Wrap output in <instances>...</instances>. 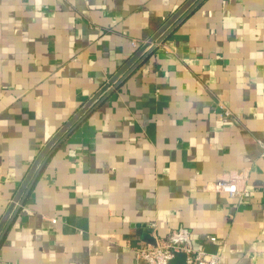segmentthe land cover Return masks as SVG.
Instances as JSON below:
<instances>
[{
    "label": "crops",
    "instance_id": "0c3cea01",
    "mask_svg": "<svg viewBox=\"0 0 264 264\" xmlns=\"http://www.w3.org/2000/svg\"><path fill=\"white\" fill-rule=\"evenodd\" d=\"M188 1L0 0V223L48 143ZM259 141L264 0H202L51 154L0 264H136L146 235L264 264ZM230 177L243 197L213 191Z\"/></svg>",
    "mask_w": 264,
    "mask_h": 264
},
{
    "label": "water",
    "instance_id": "95a60500",
    "mask_svg": "<svg viewBox=\"0 0 264 264\" xmlns=\"http://www.w3.org/2000/svg\"><path fill=\"white\" fill-rule=\"evenodd\" d=\"M202 0H189L184 4L159 31L145 43L134 56L105 84L96 95L73 117V119L67 123L48 143L45 149L42 151L37 161L33 165L30 173L24 181L20 191L15 197L13 203L9 207L7 214L0 223V243L18 212L19 206H21L29 191L31 190L37 176L39 175L44 164L50 158L51 154L58 148L62 142L70 135V133L80 124L83 120L97 107V105L104 99L106 94L111 91V88L117 87V85L124 80L148 55V53L155 48V45L161 44L167 35L179 24L191 11H193ZM149 244L156 245V240L151 236L143 237ZM218 247H214L213 250H206L209 254H216Z\"/></svg>",
    "mask_w": 264,
    "mask_h": 264
},
{
    "label": "built area",
    "instance_id": "2783aa9c",
    "mask_svg": "<svg viewBox=\"0 0 264 264\" xmlns=\"http://www.w3.org/2000/svg\"><path fill=\"white\" fill-rule=\"evenodd\" d=\"M133 46L137 47L135 43H133ZM164 49L167 52L171 51L168 46H164ZM219 107L222 110L221 116L224 118L234 116L233 112L225 107L223 103L220 102ZM259 144L262 148L261 157L264 159V142L259 141ZM213 191L219 194H228L230 197L241 198L244 195L236 177L218 179L213 184ZM209 241L217 245L218 250L216 254H209L204 249H196L192 246L172 245L160 242H157L156 245L143 244L134 249L136 264H221L218 252L223 246V241L218 240L216 237H209Z\"/></svg>",
    "mask_w": 264,
    "mask_h": 264
}]
</instances>
